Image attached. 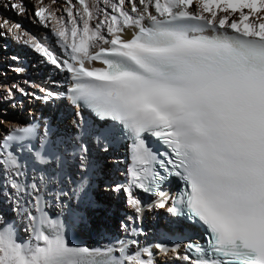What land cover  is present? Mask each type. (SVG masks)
Segmentation results:
<instances>
[{
    "label": "snow or ice",
    "instance_id": "obj_1",
    "mask_svg": "<svg viewBox=\"0 0 264 264\" xmlns=\"http://www.w3.org/2000/svg\"><path fill=\"white\" fill-rule=\"evenodd\" d=\"M153 2L156 14L149 11ZM124 4L125 0L111 3L112 12L119 16L105 13L104 20L94 26L87 0H79L82 10L75 15L72 7L66 9L70 27L49 8H37L35 16L40 21L51 19L59 25L54 26L56 35L75 63L58 61L35 37L24 43L52 64L66 66L72 74L67 91L73 103L82 102L100 118L118 122L132 139L141 166L132 173V187L152 192L164 179L154 170L157 155L146 146L145 134L158 137L171 150L172 157L167 162L159 160V167L171 165L185 189L167 212L178 215L187 209L189 219L201 223L207 234V247L187 245L197 258L185 255L182 259L190 264H264V15H259L264 12V0H139L143 9L133 0L130 10L137 13L135 17L124 10ZM10 6L18 14L27 13L22 2ZM194 7L198 11L190 10ZM217 10L225 15L218 16ZM237 12L239 21L229 23V14ZM9 24L0 21V27L9 30L21 27ZM103 25L111 33L110 40L100 31ZM126 27L138 31L123 39L119 33ZM225 27L235 34L221 32ZM100 40L110 47L90 51ZM98 59L104 67L85 66V61ZM64 95L48 93L43 98ZM38 127H13L0 138L6 186L14 190L18 205L24 196L35 193L34 203H29L39 213L33 216L24 209L29 220L27 240L0 217V264H154L150 249L142 250L149 257L145 259L139 252L127 255L123 243L120 256H114L111 247L69 244L63 222L49 218L41 207L40 191L55 182L56 174H34L28 185L25 165L10 150L14 143L25 147L23 141L39 139L38 145H27L34 161L60 165L59 145L48 139L47 128L39 135ZM78 147L83 168L88 149L83 144ZM84 190L81 182L73 192L78 195ZM123 190L139 213L140 201L132 198L131 188ZM158 195L156 206L165 208L167 194ZM155 247L169 251L160 244Z\"/></svg>",
    "mask_w": 264,
    "mask_h": 264
},
{
    "label": "bare ground",
    "instance_id": "obj_2",
    "mask_svg": "<svg viewBox=\"0 0 264 264\" xmlns=\"http://www.w3.org/2000/svg\"><path fill=\"white\" fill-rule=\"evenodd\" d=\"M0 2H6L9 5H11L12 3L22 2L24 7L27 9V13L19 14V15L26 16L29 13L31 17L30 18L31 21L37 24V25H33L32 22L31 23L29 22L30 25H28V27L25 26L26 24L24 26L22 24L21 26L19 23L16 22V20L10 18L9 16H7V14L0 11V21H9L10 22L9 27L15 24H19L21 26L20 29H16L13 27L11 28V30H9V28L0 27V35L6 36L8 37L9 40H13L18 44L25 45L24 50L29 60H32L33 58L37 59L39 61L37 64L39 68L43 69L45 73L46 72L53 73L56 75V80L54 81V83L48 81L46 82L48 83V85H46L47 87L41 88L43 87L44 84L41 83V81L39 80L40 77L37 76H35L36 81H34L33 79L34 82L29 84L30 87L32 88L30 94L34 95L35 97L34 110H37V108L40 111H42V109L47 110L48 109L47 107L50 103L49 101H54V99L58 97L51 96L48 100H45L43 97L48 93H58L64 90V84L60 83L59 80L61 78H63L64 80L65 74L63 72L62 66H57L52 64L47 56L43 55L40 52H37L30 43L29 44L24 43V40L29 39L31 37H35L38 42L44 45V47L52 51L53 54L57 57L58 61H60L61 58L60 51L56 49L53 44L54 37L57 36L54 30V26L59 27V25L56 24V21L51 19L46 21H40L39 17L35 16L33 11L37 10V8L40 6L49 8L50 10L56 13L57 17H61L64 23L70 27L69 18L66 9L68 7H72L73 13L75 15L77 9L82 10V6L79 5V0H71V4H69V0H0ZM87 2L91 5V10L93 11L94 14L93 20L90 22L93 26L95 25L97 20H104L105 13L119 16V13L112 12V9L110 7L111 3H117L116 1L108 3L107 5L101 3L100 0H87ZM27 3L30 4L28 8H27ZM152 6H154V2L153 4L149 5V8H151ZM124 10L128 12L131 11L130 8L127 6V4L124 5ZM129 14L135 17L134 13H129ZM128 28L127 27L124 28L126 32ZM37 29L43 32V35H45V37H41L40 33L37 32ZM100 31L102 32L105 38L111 34L107 32L106 25H103ZM101 42L102 40L97 41L94 47ZM9 55L14 60L18 59V56L13 52L12 53L10 52ZM16 64L18 65L17 68L15 67V64H13L11 61V65L14 66L15 74L19 72L18 69L20 68L23 72L24 65L22 63H16ZM33 65L34 64H32L31 66L34 68ZM1 72H3L2 66L0 68V73ZM49 78L53 79L54 76L50 75L48 76V79ZM20 89L21 88L19 84H15V82L11 84L0 82V102L2 101L1 104H4L6 106L0 110V138L7 135V132L9 131L8 129L4 128V125H6L7 127L16 126L22 120H24L22 118H17V117H13L12 120L7 116L2 115V113H6L8 111L11 112L15 109L21 108L22 106H26L27 108V106L30 105V104H26L23 101L24 98L21 97L20 95L22 93ZM41 105L43 107H41ZM58 105L59 104L57 103V106ZM9 107H11L12 110H10ZM30 111L31 113H33L32 110ZM95 124L96 122L89 118L84 126L85 130L83 132V135L79 137L77 136V134L74 135V132H76L77 130L79 131V129H77V127L72 126L71 119L66 120L65 124L60 125V129L61 130L65 129L66 131V133L62 137L61 146H66L69 149L67 166L69 167L73 177L75 178L79 177L82 173V170H80L81 167L78 166V164L81 165V160H80L79 148L77 153H73L71 150L76 149L81 144L85 145L88 149L87 153H85V163L88 162L87 164L90 166L89 170L91 171V174L89 178L90 186L86 191L87 194L83 197L80 194L78 195L74 194L73 190L76 188L71 187L72 184L70 183L69 179L65 177V175H63V177L60 179L59 181L60 185H58L57 178L53 183L57 187L60 186L63 187V190L60 193V198L55 199V195H54L55 189L54 186H52L53 184L46 185L40 191V196L42 197L41 207L43 209V212L46 213L48 217L51 219L55 218L57 215L61 216V218L63 219L64 234L66 239L73 237V234L74 236H76L75 234L77 232L79 233L81 231L87 230L86 228L87 224L84 222V214L86 213L85 215H87L89 209L88 205L92 201H94L97 192L103 193L106 196V199L110 200V203H108L109 201H107L106 204L110 205L111 208L114 209L115 207L117 210L119 209L120 211L125 210L126 212L125 215L130 213L132 209V206L129 203H128V207L124 206L125 204L124 197L127 196V194L124 191H120L119 193H116L117 190H119L122 187V183H123L124 174H123V170L120 169L122 146L117 145L114 139L111 137L109 146L105 148L100 147V144L95 136V131L93 129ZM0 143H2L1 139H0ZM13 149L18 150V144L14 143ZM108 156H112V158ZM0 159H2V157H0ZM89 159H91L92 161L89 162ZM105 167L109 169L106 170ZM34 173L36 174L35 175L36 177L41 175V173L38 171H35ZM52 174H54V172L50 169L49 175ZM31 183L32 180L27 184L30 185ZM6 185H8L7 172L3 169L2 166H0V217L3 218L4 223L13 224V226L16 228L18 232L19 237L22 240H27L30 235V231H28L29 220L24 212V209L31 211L32 214L35 213V207H33L35 193L24 196L21 199L20 204L18 205L17 198L14 195V190L10 186H6ZM110 191H113V193L112 194L109 193ZM29 192H31V189H29ZM62 193H67V195H63ZM73 200L74 201L77 200L78 203H75ZM29 201H32L33 203H29ZM79 204L81 206L82 211L75 212V209H77ZM157 208L159 209L158 212H155L156 211L155 209H154L155 211H153V209L148 211L147 217L149 216L150 219L149 222H147V217H146L145 220L146 231L142 237H139L137 244L145 245L148 249L151 250L152 253L153 252L157 253L156 254L157 256L152 257L154 264H170L172 263L173 258L179 259L180 257L179 252L181 250V243H182L181 241L184 238L185 234H187V231L184 230V228L182 227L183 226L182 222L180 221L178 222L174 220H170L169 222L170 224L173 223L174 228L173 229L167 228L165 226L166 216L163 213L165 208H159V207ZM117 210L113 213V215H111L110 212H107L106 215H102L104 219L102 220V224H99V229L97 228V232L102 233L101 235H99L96 238H92V240L87 241V243L83 240V237L81 236H77V237H79L80 239L82 238L85 244H87L90 247H110L116 245L120 237L122 236V229H123V224L119 226L117 222L118 221L117 219L119 217V213L117 212ZM71 211L75 213L71 215ZM154 219L158 220L156 225L155 224L151 225L158 230V236L155 235L156 236L155 240L153 238L152 230L149 228L147 229V227L150 226L151 224L150 220L153 221ZM22 225L24 226V228L22 227ZM2 226L3 225L0 224V227ZM94 227L96 228V225L93 224V228ZM186 227L189 228L188 230L195 229V226L186 225ZM120 228L121 231L119 232ZM68 229L69 232L67 231ZM152 241H156L158 244L164 243L165 241H171L174 243V246L168 247L169 251L165 253L160 249H157L154 245H150ZM173 249H175V251H172ZM132 250L133 248H130L128 252H131ZM141 257L146 258V253L141 255ZM177 264H182V263L179 260L177 261Z\"/></svg>",
    "mask_w": 264,
    "mask_h": 264
},
{
    "label": "rangeland",
    "instance_id": "obj_3",
    "mask_svg": "<svg viewBox=\"0 0 264 264\" xmlns=\"http://www.w3.org/2000/svg\"><path fill=\"white\" fill-rule=\"evenodd\" d=\"M5 3L6 2H0V11L1 12H4L10 18H13L14 20H16V22L19 23L21 26H22V24H23V26L26 24L25 26H27V27H28V25H30L29 22L31 23L32 21L30 19L31 17H30L29 13L26 16L19 15L18 12L14 8H12L9 4H7V3L5 4ZM29 3H27V8L30 6ZM35 11H33L34 14H35ZM32 24L37 25L33 22H32ZM37 32L40 33L41 37H45V35H43V32H41L39 29H37ZM24 47H25V45L18 44L17 42H15L13 40H9L8 37H6V36L0 35V68L2 66V69H3V72L0 73V82H4V83H8V84L15 82V84H19V86L21 88L20 91L23 90L22 93L20 94L21 97L24 98L23 101L26 104H30L29 106H27V108H26V106H23L24 111L22 114H21V110H20L21 108L15 109L11 112L8 111L6 113H2V115L7 116L8 118H11L12 120H13V117L25 119L28 114H31L30 110L34 111V109H35V100H34L35 97H34V95L30 94V91L32 90V88L30 87L29 84L36 81L35 76L40 77L39 80L41 82L43 81L42 83L45 86L48 85V83H46L47 82L46 79H48V76H50V75L54 76L53 79H54V81L56 80L55 74L47 73V72L45 73L43 69L38 67L37 64L39 61L37 59L33 58L34 60L33 59L29 60L27 58V56H26L27 54L25 53ZM10 52L11 53L13 52L14 54H16L18 56V59L14 60L13 58H11L9 55ZM8 60H11L12 63L15 64L16 68L18 67V65L16 63H22L23 65L27 64L28 66H26V67L24 66L23 72H22L21 68L18 69L19 72L15 74L14 66H12L11 61H8ZM32 64H34L33 65L34 68L31 66ZM41 70L43 71L42 77L37 75L38 72H40ZM33 79H34V81H33ZM64 80H63V78H61L59 81H60V83L64 84ZM48 82H52V81H48ZM37 101H39V100H37ZM49 102H51V101H49ZM1 103H2V101L0 102V110L3 109L4 107H6L4 104H1ZM41 107H43V106L41 105ZM48 107H49V105H48ZM9 108H10V110H12L11 107H9ZM27 109H29V110H27ZM4 128L9 129L10 127H7L6 125H4ZM108 157L112 158V156H108ZM107 167H108V165H107ZM105 169L107 170L109 168L105 167ZM80 170H82V169H80ZM109 193L112 194L113 191H110ZM107 201H109L108 203H110V200L106 199V196L103 193L97 192L95 195L94 201H92L88 205V208H89L88 213H87V215H85L86 213L84 214V222L87 224V227H86L87 230L81 231L79 233L75 232L76 233L75 235L83 237V240L86 243H87V241L92 240V238H96L102 234V233L97 232V228L99 229V224H102V220L104 219L102 217V215H106L107 212H110V214L113 215V213L117 210L115 207L113 209L110 207V205L106 204ZM74 202L78 203L77 200ZM124 206H125V204H124ZM77 211H79V212L82 211L80 204L77 207V209H75V212H77ZM75 212L71 211V215ZM117 212L119 213V217L117 219L118 220L117 222H118L119 226H121L123 224V216H125L126 212H125V210L120 211L119 209L117 210ZM33 216H35V213L33 214ZM106 219H107V216H106ZM149 219L150 218L148 216L147 222H149ZM153 221H155V219ZM153 221L150 220L151 224H150V226L147 227V229L149 228L152 230L153 238L155 240L156 236H158V230L156 228H154L153 226H151L154 224ZM93 224L96 225V228L95 227L93 228ZM148 225H149V223H148ZM22 227L24 228L23 225H22ZM120 231H121V228L119 229V232ZM151 239H152V237H151ZM181 245H182V243H181Z\"/></svg>",
    "mask_w": 264,
    "mask_h": 264
}]
</instances>
